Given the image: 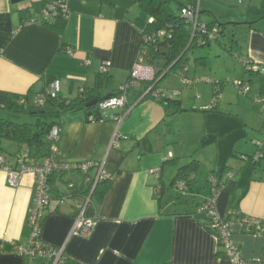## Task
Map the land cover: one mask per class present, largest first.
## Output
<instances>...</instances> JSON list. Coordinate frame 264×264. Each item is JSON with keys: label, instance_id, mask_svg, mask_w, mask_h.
Wrapping results in <instances>:
<instances>
[{"label": "crops", "instance_id": "crops-1", "mask_svg": "<svg viewBox=\"0 0 264 264\" xmlns=\"http://www.w3.org/2000/svg\"><path fill=\"white\" fill-rule=\"evenodd\" d=\"M50 1L13 4L12 0H0V13L10 14L13 27L12 32L0 31V91L28 97L25 105L29 107L35 97L46 92L50 79H58L60 97L75 100L82 89L91 91L95 86L105 60L110 62L106 73L110 79L101 88V97L122 89L140 56L143 31L151 17L134 0H65L69 14L61 30L43 25V12ZM198 4L205 23H254L246 31L245 46L240 47L241 58L264 67V27H260L264 24V0H198ZM186 75L196 76L189 65ZM257 75L260 83L255 88L249 86L247 103H241L239 97L235 103L225 98L224 87L214 103L213 98L199 106L182 104L189 111L172 116V110L158 103L154 95L164 92L181 100L184 87L171 83L157 88L147 99L130 102V112L120 124L89 122L83 110L60 117L52 106L38 108L32 103L37 109H51L60 123L58 163H103L111 180L101 199L94 196L86 204L78 189L73 198H59L74 185L88 186L84 173L68 172L61 177L55 173L56 191L51 193L44 216L42 243L79 264H236L203 223V215L194 213L211 195L208 179L213 176L224 183L233 173L235 186L227 207L238 218L230 223V241L243 264H264V233H247L238 221L241 217L264 219V164L255 171L241 158L253 155L255 140L264 137V70ZM212 104L214 111H206ZM147 137L150 152L144 143ZM10 143L15 151L5 149V155L14 163L27 148ZM169 158H176L177 164L165 165ZM190 160L200 164L192 177L191 207L184 204L177 207V215L162 214L156 187L165 185L162 204L172 209L174 196L168 193V185L178 167ZM95 172L91 169L89 175ZM34 185V176L27 173L13 187L0 169V264L44 262L25 258L17 250L30 241ZM80 207L87 218L97 221L88 237L72 232ZM186 209L188 213H184ZM220 251L225 254L220 256Z\"/></svg>", "mask_w": 264, "mask_h": 264}, {"label": "trees", "instance_id": "trees-1", "mask_svg": "<svg viewBox=\"0 0 264 264\" xmlns=\"http://www.w3.org/2000/svg\"><path fill=\"white\" fill-rule=\"evenodd\" d=\"M51 0L50 2H52ZM136 1L142 11L148 16L153 19V23L146 26L143 31L145 36V41L140 50V54L145 59V62L151 66L155 71V80L152 82L143 83L142 86L138 89H133L129 93V104L130 102L138 101L142 95L146 93L149 88H152L149 93H147L140 101L147 99L149 96L153 94V92L159 88V83H161L165 78L169 75L176 73L178 69H182L184 71L182 78L189 77L186 75V70L188 67L187 63V55L190 51H192L195 47H210L213 43L217 44L218 46L222 47L230 56L234 58H239L238 53L233 51L234 46L243 47L245 46L247 40V30L252 29V25L254 23H230L225 22L221 23L217 20L211 21L210 23H205L207 30L211 31L214 27L218 29V33L216 37L212 41H204L206 38L205 35H201L199 31H196V34L193 36V26L192 23L188 21L183 16V9L187 8H196L198 5V0H189L188 5L179 4L174 10L168 4L167 0H134ZM23 15L26 13L25 11L22 12ZM201 10H200V20H201ZM43 19V25H50L56 27L58 29H65L66 27V20L62 14H59L54 20L49 21ZM202 21V20H201ZM35 22H39V19ZM52 22V23H51ZM203 22V21H202ZM236 30H242L241 34H244L245 38H243V43L241 44L234 40L233 38L229 40L232 44L231 48L228 49L225 43V39L228 36L229 32H234ZM0 31L4 32H12V21L11 16L8 13H0ZM160 32H163L160 35ZM234 34V33H233ZM233 36V35H232ZM204 41V43H203ZM197 63L205 64L208 62L207 58H199L196 60ZM244 69L246 72H250L253 74H259L264 70V67L257 66L250 60H244ZM191 79H199V83L205 82L203 79L194 76L190 77ZM109 77L106 73L99 72L97 76V81L95 86L91 89V91L87 89H82L81 93L75 100H67L61 98L60 96L56 99L49 100L46 105L52 106L55 108L56 115L62 116L64 113L73 112L76 110H83L86 115V119L89 122L97 121L101 117L100 110L98 109V104L100 101L108 99L113 96L119 95L122 89H119L118 92L112 93L110 96L101 97L100 91L101 88L109 81ZM53 79H50L49 83ZM208 83L212 85L213 88V103L216 101L221 94L223 88L226 86V82L221 80H208ZM242 84H246L245 81L239 80ZM251 82V80H250ZM48 83V85H49ZM235 83V81H234ZM182 84V83H181ZM198 84V83H197ZM193 85H196L193 84ZM247 85V84H246ZM183 87H190L187 85L182 84ZM248 86V85H247ZM159 97H156L158 103L163 105L167 110H172V116H176L177 114H182L189 110L182 107V101L177 98L176 96H171L165 94L164 92L160 93ZM247 95V93H246ZM22 98L27 100L28 97H22L21 95H17L14 93L0 91V109L6 110L9 113H16V114H30L38 116L36 111L29 109L26 105L21 104L20 101ZM96 101V104H91L92 102ZM45 105V106H46ZM44 106V107H45ZM39 108V107H38ZM215 105L212 104L206 111L212 112L214 111ZM41 109V108H40ZM39 109V110H40ZM54 126H60V123L57 121H53L48 123L43 121L41 118L37 117L35 123H16L10 121L8 119H4L0 117V143L1 140H8L9 142H13L18 145L19 148H27V153L29 156L34 159L37 163H40L44 158H46L50 152L51 146L54 144L52 140L49 138V134L51 129ZM255 148L256 152L253 155H242V160L245 161L246 164L252 165L253 169L257 171L259 168L262 167L264 164V147L259 146L258 140H255ZM144 143L148 152L152 150V146L149 142L148 137L144 139ZM0 152L5 155L6 151L0 145ZM6 156V155H5ZM166 164H177L176 158H169ZM200 168V164L197 160H190L187 164L178 167L175 176L171 180L170 184L168 185V191L175 189L179 192L177 194L176 199L174 198L175 205L172 209H166L167 207L162 204L163 196L166 191L165 185H159L155 189V193L157 196V200L159 203V209L163 211L162 214L165 215H177L179 214V204L186 205L191 207V202L188 199L191 193L193 192V184L194 179L192 177L198 172ZM55 173H59L64 175L68 172L64 171H55L49 177V188L50 194L56 191L53 188V184L55 183ZM73 173L78 174L82 173L80 171H74ZM211 178V177H210ZM208 179V182L210 180ZM86 179V175H85ZM111 180L108 179L106 176L103 180H101L95 187L92 197L96 196L97 198L101 199L105 193L108 191L110 187ZM234 181H233V173L228 175L227 180L224 183H220L218 181L215 189V201H213V206L217 210L220 221L223 224H230L232 223L233 219H237L238 215L233 214L229 211L227 207L228 199L233 192L234 189ZM210 187V183H209ZM76 189L82 196H88L90 194L91 184L88 183L86 185H79L71 188L69 193L60 194L59 198H73L76 196ZM212 188L210 187V194ZM211 195L209 196V198ZM209 198H206L196 209L194 212L196 215H203L201 220L208 228H210L218 237L219 243L221 248L223 247L221 243L220 233L217 229L212 227L213 221L210 217L205 215L204 213L199 212V209L203 206L205 202L208 201ZM184 201V202H183ZM50 205V204H49ZM189 205V206H188ZM166 207V208H164ZM49 208V206H48ZM48 208L45 211L48 210ZM180 208V207H179ZM184 213H188V210ZM168 211V212H166ZM45 218V217H44ZM44 218L42 221V226L44 222ZM223 251L219 252V255H224ZM42 260V259H41ZM44 261L43 264H51L50 261ZM60 264H79L76 261L71 259H67L63 257V261Z\"/></svg>", "mask_w": 264, "mask_h": 264}, {"label": "built area", "instance_id": "built-area-1", "mask_svg": "<svg viewBox=\"0 0 264 264\" xmlns=\"http://www.w3.org/2000/svg\"><path fill=\"white\" fill-rule=\"evenodd\" d=\"M183 16L192 23L193 26V36L198 30L201 35H205L204 41H212L218 29L214 27L211 31L207 30L206 24L200 20V8L199 4L196 8L183 9ZM59 14H62L64 18H67L69 14V8L65 0H53L47 5V8L43 12V18L45 20L54 19ZM32 22H35V20ZM31 22V23H32ZM153 23V19H149V24ZM163 32H160L162 35ZM203 41V43H204ZM67 53L72 55V51L68 50ZM110 62L105 60L102 61L99 71L101 73H107ZM155 80V71L149 66L143 56L140 54L135 65L130 74V78L127 84L122 87L121 93L117 96L110 97L108 99L102 100L98 104V109L102 114L97 121V123H105L107 120H112L118 124L122 123L130 112L129 107V93L133 89H138L143 83L152 82ZM181 82L184 85L190 86L199 83V79H191L190 77L181 78ZM235 87L239 89V92L246 94L249 91V86L242 84L237 81L234 83ZM149 88L144 95L140 97L141 100L147 93L151 91ZM61 84L58 79L52 80L44 94H41L33 100V103L38 107H44L49 100L56 99L60 96ZM161 92L156 91L154 93L155 97H159ZM21 104H26L27 100L22 98ZM261 110L264 114V103H261ZM120 110L119 113H111V111ZM60 136V128L54 126L49 134L50 140L54 144L50 148V152L46 158H44L40 163H37L32 159L29 154L22 153L16 156L14 163L7 160L6 156L0 152V169L7 173V181L11 186H17L21 177L27 173L32 174L35 178V192H36V203L35 206L30 210L28 225L30 228V241L26 247L18 246L17 250L20 255L30 260L42 259L50 261L51 264H60L63 261L62 252L54 250L51 247L45 246L41 241V231H42V221L45 216V211L51 202V194L49 188V177L55 171L64 172H74L80 171L86 175V180L91 184L90 194L86 196V204L90 203L93 191L96 185L106 177V171L104 169L103 163L88 162L84 164H66L58 163L55 160V155L57 153V141ZM259 146L264 147V137L261 141H258ZM1 145V143H0ZM91 169L96 172L93 176L89 175ZM154 172V170L152 171ZM210 187L212 188L211 197L203 206L199 209V212L204 213L213 221L212 227L217 229L220 233L221 243L223 247L227 249V254L236 261V264H243L239 261L237 256L236 247L230 241V224H223L220 221L217 210L213 206V201H215V187L218 183L216 177H211L209 180ZM85 209L80 207V213L75 220L73 226V233H77L83 237H88L97 221L91 218H87L84 215ZM238 221L242 224L245 232L247 233H264V219H255L249 217H241Z\"/></svg>", "mask_w": 264, "mask_h": 264}, {"label": "rangeland", "instance_id": "rangeland-1", "mask_svg": "<svg viewBox=\"0 0 264 264\" xmlns=\"http://www.w3.org/2000/svg\"><path fill=\"white\" fill-rule=\"evenodd\" d=\"M168 4L176 10L179 4H188L189 0H167ZM206 18V17H205ZM204 18V20H206ZM264 23V20H263ZM260 27H264V24H261ZM242 30H236L234 32H229L228 36L224 38L226 41L227 48L230 49L232 44L229 42L230 39L237 40L240 44L243 43V38H245L244 34H241ZM234 33V34H233ZM233 35V36H232ZM233 51L238 53L239 58H234L230 56L222 47L213 43L210 47H195L192 51H190L187 55V63L191 69V74H196L197 77L203 79L205 82L198 83L197 86H191L188 88H181L182 92V104L183 107H191L192 105H201L205 103H211L213 99V88L210 83L207 81L210 79H217L226 82V86L224 89L225 98H229L232 102H236L238 97L240 98L241 103H247L250 101L247 95L239 94V89L234 86L235 80H243L246 82L248 86H253L255 88L257 83H260L257 80V74H253L250 72H246L244 69V64L241 58V50L240 47L234 46ZM199 58H207L208 62L205 64L197 63L196 60ZM184 71L182 69L177 70V74H171L167 78H165L161 83H159V87L170 86L171 83L176 86H181L182 84L179 82V76L183 75ZM252 80V83L250 82ZM264 86V82L262 83ZM125 85H122V88ZM257 89H259L257 87ZM222 93V95H223ZM264 98V97H263ZM33 103V102H32ZM29 104V109L36 111L38 116L30 115V114H16L9 113L6 110L0 109V117L4 119H8L10 121L16 123H35L37 117L41 118L43 121L48 123L56 120L55 114L51 112V109L41 108L40 110L36 108L35 105ZM2 148L9 151H15L14 147L11 146V143L8 140H1ZM16 146V145H15ZM9 155V154H8ZM174 196L176 199V195L179 194L175 189L169 190L168 193ZM186 206V205H185ZM179 207L182 205L179 204ZM39 262V261H38Z\"/></svg>", "mask_w": 264, "mask_h": 264}, {"label": "water", "instance_id": "water-1", "mask_svg": "<svg viewBox=\"0 0 264 264\" xmlns=\"http://www.w3.org/2000/svg\"><path fill=\"white\" fill-rule=\"evenodd\" d=\"M23 1H25V0H12V3L17 4V3H21ZM91 104H96V101L92 102Z\"/></svg>", "mask_w": 264, "mask_h": 264}]
</instances>
